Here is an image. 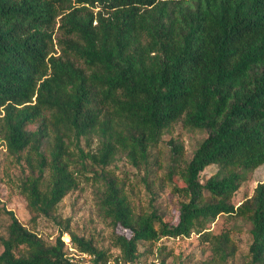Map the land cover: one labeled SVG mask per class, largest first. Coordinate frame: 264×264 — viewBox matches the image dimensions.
Masks as SVG:
<instances>
[{"label":"trees","instance_id":"trees-1","mask_svg":"<svg viewBox=\"0 0 264 264\" xmlns=\"http://www.w3.org/2000/svg\"><path fill=\"white\" fill-rule=\"evenodd\" d=\"M177 122L206 136L188 160L172 141L174 222L156 195L137 210L111 168L124 157L149 185L152 150ZM0 142L20 168L29 222L58 226L50 240L3 207L0 264H69L65 233L100 258L157 252L166 264L171 252L155 243L196 234L229 264L239 222L249 264H264V182L233 202L264 164V0H0ZM88 174L104 184L97 203L116 251L58 211ZM222 216L232 226L210 229Z\"/></svg>","mask_w":264,"mask_h":264},{"label":"rangeland","instance_id":"rangeland-1","mask_svg":"<svg viewBox=\"0 0 264 264\" xmlns=\"http://www.w3.org/2000/svg\"><path fill=\"white\" fill-rule=\"evenodd\" d=\"M205 136L206 133L203 131L184 127L181 122L175 123L163 135L160 144L152 150L149 185L144 178V169L132 166L124 157L119 158L112 165L111 170L124 183L128 198L137 210L149 211L151 199L153 195L154 197L156 195L153 200L154 205L172 221L177 220L181 197L172 192L168 178L164 175L163 166L168 161L172 141L183 145L184 160H188ZM0 143V234L9 220L3 210L5 207L14 211L16 216L29 227H34L40 235L50 240L53 239L58 232V226L52 220L40 217L36 225L29 222L30 215L26 207V200L17 188V176L20 175V168L7 154L4 143ZM215 170L214 165L208 166L203 171V177L210 176ZM156 171L157 173H155ZM88 175V177L81 178L79 188L71 191L60 202L58 211L63 219L69 216L72 218V229L88 237H93L99 247H109L111 251H116L110 238L111 228L100 216L97 203L96 192L102 189L104 184L95 180L92 174ZM259 182H264V164L257 167L249 179L242 183L233 197V202L239 204L246 197L251 196ZM151 191H155V193L153 194ZM239 224L241 230H234L233 233L236 253L230 258L229 264H249L246 255L251 241L250 226L243 222H239ZM230 226L232 223L227 224L225 217L222 216L211 225L210 229L219 231ZM121 231L119 229V232ZM65 234L62 237H65ZM162 245L166 247V251L171 252L169 258L173 259V264H219V259L212 253L209 244L201 243L196 234L188 238H163L155 243L152 249L156 250L158 246ZM144 248L145 246H140L141 250ZM2 249L3 246L0 243V252Z\"/></svg>","mask_w":264,"mask_h":264},{"label":"built area","instance_id":"built-area-1","mask_svg":"<svg viewBox=\"0 0 264 264\" xmlns=\"http://www.w3.org/2000/svg\"><path fill=\"white\" fill-rule=\"evenodd\" d=\"M65 240L66 258L69 264H166L162 261L157 252L150 254L144 258L126 260L120 256L113 255L107 258H100L96 254L88 253L78 249L71 241L69 234Z\"/></svg>","mask_w":264,"mask_h":264},{"label":"bare ground","instance_id":"bare-ground-1","mask_svg":"<svg viewBox=\"0 0 264 264\" xmlns=\"http://www.w3.org/2000/svg\"><path fill=\"white\" fill-rule=\"evenodd\" d=\"M67 238V235H65L64 239Z\"/></svg>","mask_w":264,"mask_h":264}]
</instances>
